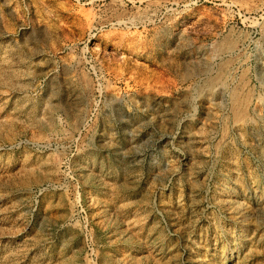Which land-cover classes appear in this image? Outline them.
Returning a JSON list of instances; mask_svg holds the SVG:
<instances>
[{
	"label": "rangeland",
	"instance_id": "rangeland-1",
	"mask_svg": "<svg viewBox=\"0 0 264 264\" xmlns=\"http://www.w3.org/2000/svg\"><path fill=\"white\" fill-rule=\"evenodd\" d=\"M0 264H264V0H0Z\"/></svg>",
	"mask_w": 264,
	"mask_h": 264
}]
</instances>
